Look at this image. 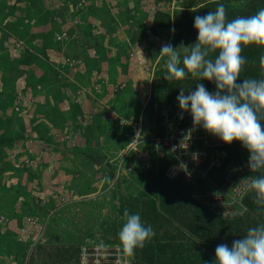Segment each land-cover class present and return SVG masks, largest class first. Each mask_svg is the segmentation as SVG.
<instances>
[{
	"label": "rangeland",
	"instance_id": "obj_1",
	"mask_svg": "<svg viewBox=\"0 0 264 264\" xmlns=\"http://www.w3.org/2000/svg\"><path fill=\"white\" fill-rule=\"evenodd\" d=\"M225 1L0 0V264H39L47 255L53 264H80L81 256L96 254L98 264H114L112 252H118L117 261L137 262L123 253L117 234L126 209L139 213L132 199L146 184L142 174H156L159 163L136 161L129 152L132 122L136 114L143 118L144 106L149 123L158 121L163 98L175 102L180 89L187 94L200 82L215 90L191 76L165 80L167 58L159 54L167 43H195L197 31L183 22L194 25L196 15L219 4L228 20L262 8L253 1ZM253 72L242 71L240 80L262 78ZM217 144L212 154L221 170L204 169L205 189L192 194L201 181L180 178L203 213L194 224L200 232V224L212 218L201 202L210 203L216 194L214 206L225 198L222 212L226 207L228 219L242 221L215 218L212 233L199 237L179 228V251L190 250L202 264L214 261L218 244L231 245L242 225L257 220L255 209L242 205L250 193L246 178L259 175L247 166L249 153L238 142L217 138ZM101 157V164L92 161ZM104 164L112 174L109 182ZM27 218L34 225L21 245L14 237ZM19 245L21 262L14 257ZM75 247L79 253L70 249Z\"/></svg>",
	"mask_w": 264,
	"mask_h": 264
},
{
	"label": "clouds",
	"instance_id": "obj_2",
	"mask_svg": "<svg viewBox=\"0 0 264 264\" xmlns=\"http://www.w3.org/2000/svg\"><path fill=\"white\" fill-rule=\"evenodd\" d=\"M193 27L198 33L195 43L188 46L181 43L178 47H173L171 43L161 46L159 56L167 58V74L164 79L181 81L191 76L192 79L207 80L214 84L215 90L209 91L199 82L195 90L188 91L187 95L180 89L176 98L181 110L180 118L187 112L191 115L194 127L202 128L225 144L238 142L247 150L250 172L259 173L246 178L247 187L253 194L254 203L260 210H264V55H261L259 61L262 78L240 80L247 63L242 55L244 48L252 45L264 48V8L255 14L228 20L225 6L219 4L215 11L196 15ZM180 49H183V56ZM171 103L169 100L156 110L158 122L150 134L145 135L141 131L142 114L132 122L134 125L130 129L127 145L129 144V152L132 151V155L137 157L136 161L157 160L168 156L166 168L169 166L170 156L150 139L164 131L166 116L162 109ZM218 169L219 166L216 167L217 171ZM204 182L206 183L201 181V186H198L196 192L192 191V194L205 189ZM218 199L216 194L210 203L201 204L213 216L225 221L229 217L218 212L212 203ZM224 201L225 198L219 205H223ZM123 216L124 222L118 231V240L123 253L133 256L137 249H142L151 241L155 232L151 225L142 221L139 213L130 214L126 209ZM21 225L24 226L23 223ZM20 231L16 234V241L19 242L23 238ZM4 259L7 263L12 256ZM204 264L209 262L205 261ZM212 264H264V223L249 227L246 234L233 239L231 245L218 244Z\"/></svg>",
	"mask_w": 264,
	"mask_h": 264
},
{
	"label": "trees",
	"instance_id": "obj_3",
	"mask_svg": "<svg viewBox=\"0 0 264 264\" xmlns=\"http://www.w3.org/2000/svg\"><path fill=\"white\" fill-rule=\"evenodd\" d=\"M227 1L228 0H226L225 2ZM245 1H253L255 4H257V9L259 7L264 8V0ZM250 5L252 6V3H250ZM231 12L234 13L235 11L232 10ZM187 19L192 20L190 18ZM183 25L187 26L188 28H191V26H193L191 21H184ZM244 52L245 53H242V55L247 60V63L243 69L244 73L247 72L252 74V71L254 70L253 73L257 71L261 74L259 61L261 55H264V48L252 45L248 46ZM168 100V98H163V101L161 103H165ZM136 118L137 114L134 119L136 120ZM157 122L158 121L149 123L148 108H145L141 125L142 133H144L145 135L152 133ZM89 159L91 158L89 157ZM168 160V156H164L161 159L154 160L155 162L159 163V169L157 173L153 174L149 172L142 174L143 178H145L146 184L143 187V190L140 192L139 196H136L132 199V201L134 202V206L137 208V210H139L141 218L146 221V225H151L155 232V236L151 239V241H149L142 249L136 250L134 255L137 257V262H134L133 264H202L203 262L200 256L195 255L194 253L190 252V250H186L185 252L179 251L178 246H180V244L176 243V240L181 236L179 228L190 231L194 236L198 235L196 237H199V235H203L204 233L210 235L212 233L211 228L213 227L215 218L217 217L212 216V218H208L206 223H201L199 226L200 232H198L194 224V218L199 219L203 213L202 211H200V209H197L199 207L197 203L192 200L190 201L191 198L187 184L182 182L180 178L172 181L164 176L163 172L168 164ZM92 161H98L97 163L101 164L103 163V157L99 158L98 160L96 159ZM151 161H153V159ZM218 170L220 171L221 169ZM103 171L106 173V181L109 182L112 178L109 167H103ZM130 202L131 200H129V203ZM194 204L197 205V208ZM242 205L246 209H248V207L251 210L255 209L257 220L250 219L244 225H242L240 229L241 236L246 234L249 227L259 225L264 215V210H260L254 203L253 194L251 192L243 196ZM117 206H120V204H117ZM246 213L247 212L245 211V214ZM236 221H242V219L236 218L225 220L227 224ZM175 223H177L178 226H175ZM231 231L232 229L228 228V232ZM234 232L238 231L234 230ZM186 238H188V236H186ZM14 239L16 241V236L14 237ZM16 242L18 244L23 243L22 241ZM21 245L19 246L21 247ZM23 245L25 244L23 243ZM70 249H74L76 253H79L80 251L79 247ZM22 251L23 248L21 247V250L17 251V253L14 254L15 258L19 260L21 259L20 262L23 260L22 257H25V253H22ZM19 252L21 253L19 254ZM48 256L50 257V262H47ZM46 257L43 258L46 260H42L41 258V262L39 264L54 263L52 259L53 257L51 255H47ZM209 264L212 263L209 262Z\"/></svg>",
	"mask_w": 264,
	"mask_h": 264
},
{
	"label": "built area",
	"instance_id": "obj_4",
	"mask_svg": "<svg viewBox=\"0 0 264 264\" xmlns=\"http://www.w3.org/2000/svg\"><path fill=\"white\" fill-rule=\"evenodd\" d=\"M171 104L167 105V108L162 109V113L166 116V121L163 122L164 131L150 139L155 146H158L171 158L169 166L165 170V176L172 181L182 178L185 182L191 184L195 182L194 178L197 181L209 180L207 174H203L204 169L208 168L209 171L214 167H218L220 163L219 158L212 154V150L218 146L217 138H211L212 135L205 132L202 128L194 127L189 113H183V118L181 119V110L177 99ZM194 154H196L195 158ZM222 207L223 205H219L216 210L222 213ZM226 211V209L223 210L224 215H226ZM33 225L34 222L27 218L21 228V236L24 237L28 231L27 228L30 229ZM117 254L118 252L110 254L113 263L127 264L123 260L117 261ZM98 255L96 254L93 258L81 256L79 263L98 264ZM103 257L101 256V258Z\"/></svg>",
	"mask_w": 264,
	"mask_h": 264
}]
</instances>
